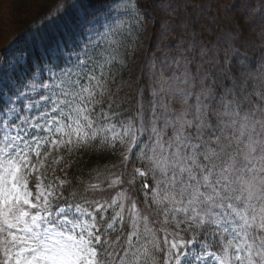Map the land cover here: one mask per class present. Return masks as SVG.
Here are the masks:
<instances>
[{
    "label": "snow or ice",
    "instance_id": "obj_1",
    "mask_svg": "<svg viewBox=\"0 0 264 264\" xmlns=\"http://www.w3.org/2000/svg\"><path fill=\"white\" fill-rule=\"evenodd\" d=\"M137 12L63 0L0 53V264H264V63L202 51L122 97ZM90 150L117 157L103 179L70 173Z\"/></svg>",
    "mask_w": 264,
    "mask_h": 264
},
{
    "label": "rangeland",
    "instance_id": "obj_2",
    "mask_svg": "<svg viewBox=\"0 0 264 264\" xmlns=\"http://www.w3.org/2000/svg\"><path fill=\"white\" fill-rule=\"evenodd\" d=\"M213 1L141 0L143 8H140L135 0L138 8L137 19L121 17L126 25H131V31L125 29L121 37L123 47L117 57L120 62L113 68L115 76L113 90L119 89L120 96L131 98L138 89L151 83L153 66L159 75L160 71L166 67L174 68L175 62L185 57L188 59L195 57L196 63H200L202 51L207 52L205 59L210 58L215 62L218 58L225 69L232 67L238 71L243 68L255 71L264 63V52L256 51L250 48V45L238 44L240 35L238 29L215 25L211 10ZM62 2L63 0L59 3ZM253 3V8L246 9V14L249 15L248 20L264 17V0H254ZM246 5L244 1L243 7L247 8ZM54 10L40 20L30 32H27L28 35L25 36L27 41L37 31L47 33L46 31L52 29L53 24L49 16ZM6 12L5 4L0 10V46L2 47L8 41L11 43L10 50H19L24 46H18L21 39H14L13 25L7 18ZM259 21L261 23V20ZM154 27L157 30V38L154 44L148 47L151 39L149 36ZM239 40L243 42V39ZM247 40H250L251 45L254 42L251 35L247 36ZM241 60L244 62L243 65ZM206 66L211 67V65ZM175 107L182 108L181 101L177 100ZM116 161L117 157L113 156V159L104 164L101 169H96L92 178L99 173L100 178L103 179L106 170L111 169Z\"/></svg>",
    "mask_w": 264,
    "mask_h": 264
},
{
    "label": "trees",
    "instance_id": "obj_3",
    "mask_svg": "<svg viewBox=\"0 0 264 264\" xmlns=\"http://www.w3.org/2000/svg\"><path fill=\"white\" fill-rule=\"evenodd\" d=\"M60 1L62 0H0V10L1 6L6 4V15L11 25H13L14 39H21L18 46L25 45L27 32H30L40 20L49 15ZM244 1L248 6L247 8L243 7ZM136 2L140 8H143L141 0H136ZM253 2L254 0H214L211 9L212 15L216 26L238 29L240 33L238 36L239 45H250V48L264 52V17L260 19L255 17L248 20L249 15L246 14V9L250 10L254 4ZM259 20H261V23ZM249 35L253 37L254 42L252 45L249 43L250 40H247ZM149 37L151 39L148 47H151L157 38L156 27L153 28V32ZM239 39H243V42ZM10 45L11 43L6 41L2 47L0 46V53H3L6 47L9 49ZM111 159H113L111 154L103 152L90 150L87 153H78L73 158L70 173L87 181L90 177H93V173L97 171L96 169H101Z\"/></svg>",
    "mask_w": 264,
    "mask_h": 264
}]
</instances>
